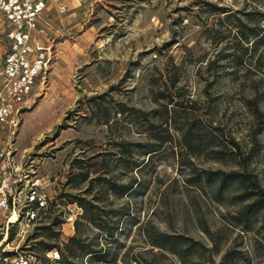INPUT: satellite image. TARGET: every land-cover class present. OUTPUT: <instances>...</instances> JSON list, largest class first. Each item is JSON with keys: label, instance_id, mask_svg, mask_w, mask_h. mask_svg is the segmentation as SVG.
<instances>
[{"label": "rangeland", "instance_id": "rangeland-1", "mask_svg": "<svg viewBox=\"0 0 264 264\" xmlns=\"http://www.w3.org/2000/svg\"><path fill=\"white\" fill-rule=\"evenodd\" d=\"M62 2L66 8L59 13ZM262 14L264 0L50 2L44 20L60 36L46 76L34 87V103L10 141L17 164L26 162L56 206L27 228L11 227L1 247L33 255L34 264H60L49 262L38 243L63 249L82 212L72 201L86 200L109 216L126 208L129 217L120 220L118 243H107L105 262L78 257L70 259L73 264H264V224L252 222L253 231L245 233L227 220L242 206L234 199L239 191L216 200L212 186L186 183L192 170L227 172L233 166L210 159L199 146L194 153L182 148L192 123L191 132H209L218 149L237 142L245 157L257 133L248 171L264 189ZM246 27L257 28L253 45L243 43ZM168 77L174 88L166 90ZM125 146L128 156L121 153ZM151 146L158 151L146 157ZM133 180V195L105 193L107 181ZM55 216L60 225L36 230ZM142 232L181 238L180 253L152 249ZM98 234L84 228L87 242Z\"/></svg>", "mask_w": 264, "mask_h": 264}, {"label": "built area", "instance_id": "built-area-1", "mask_svg": "<svg viewBox=\"0 0 264 264\" xmlns=\"http://www.w3.org/2000/svg\"><path fill=\"white\" fill-rule=\"evenodd\" d=\"M54 0H0V264H34L35 257L1 247L11 227L27 228L47 211L50 196L26 162L17 164L14 142L24 112L34 103V87L46 76L60 30L44 20ZM78 5L87 0H76ZM64 2L57 6L65 11ZM3 138L7 139L5 142ZM15 217L14 221L11 219ZM49 262L60 259L56 249L44 254Z\"/></svg>", "mask_w": 264, "mask_h": 264}, {"label": "trees", "instance_id": "trees-1", "mask_svg": "<svg viewBox=\"0 0 264 264\" xmlns=\"http://www.w3.org/2000/svg\"><path fill=\"white\" fill-rule=\"evenodd\" d=\"M262 15L261 16L264 17V14ZM246 31L247 34L243 36V40L246 42H243L242 38H240L241 42L244 44L253 45L255 41L249 40H259L257 28L246 27ZM167 81L165 80L164 82L166 90L168 87L174 88V81L170 77H168ZM253 107L255 116H257L258 119H261V114L259 113L255 100ZM193 126L194 123L187 127L183 136L182 148L194 153L199 146V149H204L203 151L205 155L210 159L216 162H226L233 167L227 172L221 170L216 172L205 170L195 172V170H192V173L195 175L190 179H187L186 183L201 189L205 186H212V190L214 189L212 195L216 200H221L220 197H223L225 191L236 188V190L239 191V194H237L234 199H236L238 203H241L242 206L238 210L237 215H231L230 217L228 216L227 220L233 226L239 228L242 232H252V222H262L264 224V189L260 186L257 177L248 171V162L256 151L257 145L255 135L257 133H253L251 135L253 138V145L245 157L240 145L237 142L231 140L229 142V148L227 147L228 144H225L221 146V149H218L219 144L215 142L216 137L212 136L209 132L201 133L199 130L196 132H191ZM194 142L197 144L194 145ZM155 147L156 146H151L143 154L146 157L155 155L158 151V149ZM121 153L125 156H128L131 151L125 146L122 148ZM124 162L126 163L128 160L124 159ZM188 165L190 166V164ZM138 167H140V165H135L134 169ZM86 176L87 174H85L83 177ZM105 184L107 187L105 189V193L119 198L133 195L135 192V187L137 186L136 180L121 185H117L115 182L109 181L105 182ZM76 201H72V203H77L82 212L74 222L75 234L68 239V241L64 244L63 249H60L58 246H54L53 244L39 242L38 244H41L42 246V254H45L52 249L59 250V253L61 254V262H59L60 264H73L70 259L78 257L89 258V261L93 263H103L106 261V256L109 254L106 251V248L108 247L107 243H118L116 235L120 232V220L128 219L129 211L126 208H124L121 213L118 210H111L109 211V213H111L109 216V214L107 215V213L103 212L104 210L100 212L98 206L90 201ZM52 206L54 207L56 204L49 202L47 211L45 214H43L44 217L47 215V213H49V211L54 209ZM61 223L62 222L58 216H55L52 218V221L48 227L37 228L36 230H51V225H60ZM85 227L97 230L99 233L98 236L87 242L86 239H88V237L84 236ZM141 235L145 238L147 244L152 249L166 251L171 254L180 253L179 245L183 243V241L177 236H169L161 233L154 234V232H147L146 234L142 232ZM47 236L50 238L49 234ZM56 236L57 234L53 235L52 237L56 238ZM99 236L101 238H99ZM261 239L264 243V235ZM102 240L104 241L105 245L101 243ZM65 254H67V257ZM43 261L47 260L43 258ZM137 261L138 260L136 259L133 260L134 263Z\"/></svg>", "mask_w": 264, "mask_h": 264}]
</instances>
